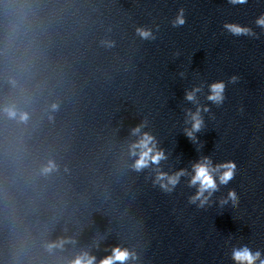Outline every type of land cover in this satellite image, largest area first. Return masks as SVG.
I'll return each mask as SVG.
<instances>
[{"label":"water","instance_id":"95a60500","mask_svg":"<svg viewBox=\"0 0 264 264\" xmlns=\"http://www.w3.org/2000/svg\"><path fill=\"white\" fill-rule=\"evenodd\" d=\"M145 134L164 158L137 168ZM205 158L235 181L193 202ZM245 247L264 258V0H0V264Z\"/></svg>","mask_w":264,"mask_h":264},{"label":"clouds","instance_id":"9594fccd","mask_svg":"<svg viewBox=\"0 0 264 264\" xmlns=\"http://www.w3.org/2000/svg\"><path fill=\"white\" fill-rule=\"evenodd\" d=\"M240 2H245V0H240ZM180 24H183V19H178L177 21ZM230 28L231 31L234 32V34H240L244 29H241L239 26H227ZM224 85L222 83L214 84L212 85V91L214 95L210 96L209 99L214 101H220L222 100L221 93L223 92ZM188 100H193L194 95L192 93H189L187 96ZM192 119L194 121L192 130L187 131V136L190 139H193V133L200 130L201 125L203 121L201 120L199 116V112L194 114L192 116ZM136 131H139L137 129ZM153 138L147 134L144 135L143 139L140 141L138 147L142 149L140 159L137 161V168L147 166L149 161L153 163H159L161 159L164 158L162 152H155L154 148L149 147V145L152 143ZM220 168L226 169L222 174L219 175V183L224 185L225 187H230L234 181H235V175L236 171L234 166L227 164V165H220L215 168L211 166V162L205 158V160L201 163H198L194 165V173L195 175L191 179L192 185L199 184L198 194L197 196L193 197V202L196 199H200L201 196H203L205 191L213 192L217 190V179L216 174L219 173ZM184 173H178L176 176L168 177V181L170 184L175 185L178 181V178L180 175H183ZM161 178H164L163 175ZM233 202L235 203V197H232ZM128 257V253L126 251L121 252L119 250L116 251V254L114 258H109L104 261H102V264H113V259L124 261ZM233 259L237 262V264H264V258H261L260 253H253L248 248H243L242 250H236L233 253ZM75 264H81V260H77ZM87 264H92V260H88Z\"/></svg>","mask_w":264,"mask_h":264}]
</instances>
